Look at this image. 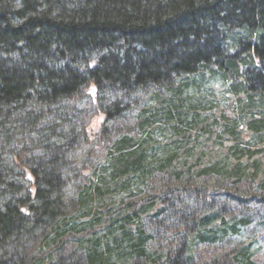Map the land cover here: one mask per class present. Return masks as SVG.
<instances>
[{"label": "trees", "instance_id": "trees-1", "mask_svg": "<svg viewBox=\"0 0 264 264\" xmlns=\"http://www.w3.org/2000/svg\"><path fill=\"white\" fill-rule=\"evenodd\" d=\"M260 212L264 0H0V264H261Z\"/></svg>", "mask_w": 264, "mask_h": 264}, {"label": "rangeland", "instance_id": "rangeland-1", "mask_svg": "<svg viewBox=\"0 0 264 264\" xmlns=\"http://www.w3.org/2000/svg\"><path fill=\"white\" fill-rule=\"evenodd\" d=\"M222 85H224V80L222 78H218V79H213L210 82H208V92H211L212 94H217L219 96H224L225 93ZM225 104V102H224ZM133 112L131 113V117L127 120H123L120 122V131L121 132H128L130 133V131L128 130L133 124H134V118H132ZM134 126V125H133ZM139 135V132H138ZM91 146H93L92 144H84L83 147H81L78 151V157L80 160V163H82V161H84L88 155V152L91 148ZM107 152H108V148L106 146H99L96 148L95 151H92L90 158H92V163L93 165H96L97 163H100L105 157H107ZM79 183H74L72 185L69 186L68 189V196L69 197H73L76 198L77 197V193L80 189ZM74 206V205H73ZM73 206H71L72 208H74ZM97 229H100L99 227H96ZM154 228L151 230L153 231ZM84 233H82L83 235ZM163 234L165 236H168V232H163ZM82 235H75V234H70L69 235V242L66 246V250L67 251H72L74 249V247L77 246V242L76 240H78L79 236ZM161 235V236H164ZM242 237H257V242H256V254L254 259L261 263L264 264V213L260 212L256 217L255 220L252 224H250L249 226H246L243 232ZM237 241H239V238H235L233 239L229 245L227 247H225L226 249H230L229 247H233L236 245ZM166 244V241L161 240V238H159V241L156 243H152V248H158L159 246H164ZM45 249L50 250L48 247H45ZM220 250H224V248H218V249H214V248H205L204 249V253H206V256L211 257L213 252H219Z\"/></svg>", "mask_w": 264, "mask_h": 264}]
</instances>
